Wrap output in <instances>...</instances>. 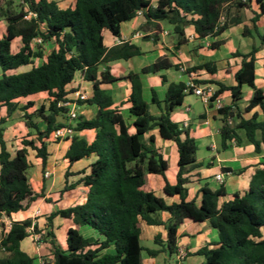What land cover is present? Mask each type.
Returning a JSON list of instances; mask_svg holds the SVG:
<instances>
[{"label":"trees","instance_id":"obj_1","mask_svg":"<svg viewBox=\"0 0 264 264\" xmlns=\"http://www.w3.org/2000/svg\"><path fill=\"white\" fill-rule=\"evenodd\" d=\"M22 1L27 11L23 6L16 11L12 8L13 1L0 0V22H7V33L0 39V226L5 227V219L10 220V228L0 240V251L5 254L0 257V264H34L35 259L21 249V242L31 234H40L41 242L50 244L53 260L48 264H143L144 253L149 258L164 254L169 262L179 254V230L186 220L206 222L218 233L215 248L205 246L194 254L204 257L203 264H264V169L253 175L246 192L236 194L227 202L221 203L226 196L223 185L214 190L207 184L200 190V202L188 200L190 174L202 165L197 163L198 147L189 126L184 128L175 123L171 115L191 93L185 92L184 83L168 84L162 101L153 92L151 105L156 106V115L151 114V105L143 98V75L160 74L177 69V65L161 57L141 73H131L125 78L131 83L128 103L134 117V133L130 132L131 127L126 124L121 110L114 107L112 98L101 88L120 80L112 75L111 62L144 54L138 46L126 42L107 49L104 30L121 38L122 24L142 14L146 20L143 29L153 27L161 33V24L171 29L175 50L188 43L189 28H193L199 47L200 42L208 39L213 41L210 49L219 50L224 41L216 39L241 22L240 12L250 8L252 0H155L156 6H152L150 0H73V7L65 10L56 0ZM257 5L259 11L252 19L255 26L264 16V0H257ZM28 11L36 16L27 19ZM235 15L238 18L233 23ZM257 34L259 46H253L247 54H234L242 58L241 68L235 75L237 85L226 87L217 83L216 95L224 91L232 95L231 105L218 110L222 146L226 148L227 142L240 145L246 140L260 153L264 149V118L259 120L257 113L250 119L243 116L257 107L264 116V91L256 84V54L264 47V30ZM17 38L21 40V47L15 50ZM36 38H41L42 43L35 44ZM50 44L53 48L45 55L46 46ZM36 59L44 61L35 66ZM29 65L32 68L28 71L14 72ZM198 70L217 72L212 62L187 72ZM78 75L92 84V97L78 104L96 107L97 113L90 120L82 116L68 119L76 121L72 127L75 132L94 130L96 137L88 143L84 138L73 136L66 159L74 164L94 155L96 160L89 173L84 172L75 185L65 186L64 191L87 187L86 202L52 213L42 230L32 219L13 221V214L26 211L44 195L37 193L30 182L28 150L36 152L45 168L49 140L57 129L66 127L59 119L67 118L68 108L58 104L75 92L68 90V86ZM162 81L167 83L165 76ZM196 83L209 82L197 80ZM243 86L253 90V97L242 111ZM41 93L48 95V106L35 108L32 101L21 104L23 99ZM2 108H5V117L1 116ZM17 111L23 113L28 133L20 140L21 148L13 153L5 139L7 127L4 125ZM41 124L45 127L43 130ZM155 130L162 139L176 145L179 170L175 185L167 181L169 165L154 147V137L149 138V144L144 140ZM239 131L244 132L243 137ZM149 175L162 176L166 183L164 193L179 197V202L169 204L154 192L144 191ZM162 212L169 214L166 221L158 217ZM57 216L74 224L68 231L66 248L54 233L53 220ZM142 222L165 228V239L155 237L157 249L141 244ZM84 226L93 229L100 239L84 238L80 233ZM110 246L114 247V254H100ZM174 264L179 263L176 260Z\"/></svg>","mask_w":264,"mask_h":264},{"label":"crops","instance_id":"obj_2","mask_svg":"<svg viewBox=\"0 0 264 264\" xmlns=\"http://www.w3.org/2000/svg\"><path fill=\"white\" fill-rule=\"evenodd\" d=\"M56 1L59 7L64 10L72 8L74 5L73 0ZM150 2L152 6H156L155 0H150ZM258 11L257 0H252L251 7L240 12L239 16L241 17V22L239 24H234L216 39L217 41H224V44L219 50L210 49L209 46L213 41L208 39L200 42L201 46L199 47V42L195 40L196 34L193 28L187 29L186 32L188 43L181 46L179 50H175L173 38L170 34L171 29L163 24H161V33H158L153 27L143 29L142 26L146 20L142 14L137 15V17L130 22L122 24L121 38H116L110 31L104 30V44L107 49H111L126 42L138 46L144 53L141 56H135L129 60L111 62L109 64L111 73L120 80L114 84H105L101 87L112 98L114 107H118L121 110L126 124L131 127L130 132L134 133V117L129 112L130 104L128 100L131 94V83L129 80L125 79L128 75L131 73H141L145 67L154 64L161 57H167L174 65H177V69L173 68L160 74H147L142 76L143 98L150 105L152 103L153 92H155L159 100L162 101L165 98L168 84H187L190 79L187 70L202 66L208 62L215 64L217 72L215 74H210L205 70L195 71L198 74L197 78L199 81L209 82L207 84L214 85L217 91L219 90L217 83L226 87H234L237 85L235 75L242 65V58L234 56V54L237 52L247 54L252 50L253 46H259L260 43L257 31L262 33L264 30V16L257 21L256 26L252 22L255 15L254 13ZM237 18L238 17L235 15L232 22L235 23ZM245 30L248 31L246 34L244 33ZM6 33L7 22L1 21L0 39H2ZM155 35H157V37L153 38ZM20 47L21 40L17 38L14 42V48L18 50ZM52 48V44L47 45L45 55ZM256 58V84L264 91V47L256 54ZM43 61L44 59H36L34 65L39 66ZM31 68L32 65H29L21 67L14 72L21 73ZM182 69H186V72ZM162 76L166 77L167 83H163ZM80 79L81 77L78 75L75 81L68 86V90L76 91L78 89L76 88L77 84L81 83L83 88L90 91L92 95V84L87 81L82 83ZM242 91L244 97L240 104V109L243 111L253 97V90L248 86H243ZM44 94L46 93L25 98L21 101V104H23V101H25L24 104L28 101L35 103V98L43 96ZM70 96L74 97V92ZM218 97L222 100L223 107L231 105L232 95L229 91H224L221 95H218ZM203 106L204 109H195L192 108L190 104H187L185 100L183 105L171 115L172 120L180 126H183L184 123H188L190 135L196 141L211 138L214 143L208 148L211 153L210 158L213 160V162L209 164V168L203 170L201 167L190 174L191 182L187 186L189 191L188 200L196 199L200 202V190L207 184L214 190L223 185L226 196L221 199V203L227 202L236 194H243L246 192L249 189L253 175L258 170L264 169V149L260 153H256L255 147L246 140L240 145H237L235 142H227L226 148H224L220 135L221 121L219 111L214 104L208 105L203 103ZM77 111L79 116L90 120L96 116L97 108L78 104ZM3 112H6L5 108L1 109V116H3ZM150 112L153 115L158 114L156 106L151 105ZM255 113L258 114L259 120L264 118L259 107L255 108L250 113H244L243 116L246 119H250ZM12 117L10 119H12ZM59 121H63L65 126L73 127L76 124L70 121L68 116L65 120L60 118ZM44 128L41 124V129L43 130ZM239 134L242 137L244 136L243 131H239ZM73 136H79L84 138L88 143H92L95 140L96 132L94 130H85L79 133L75 132ZM151 136L155 139L154 147L168 162L169 168L166 172L167 181L170 185H175L177 183V174L179 170L176 145L173 141L162 139L157 130L145 136L144 140L148 144ZM72 137L59 141H55L54 138L49 140V157L45 168L39 158L36 157L33 161L29 160L31 164L29 170L30 182L37 193H43L44 195L33 202L26 211L13 214V221L32 219L33 223L37 224L39 229L42 230L47 224V218L52 213L82 205L86 202L88 193L87 187L78 186L68 191H64V189L65 186L75 185L83 177L84 172L89 173L90 166L96 160V157L93 155L90 158L71 164L69 160L66 159V153L71 145ZM217 137L219 139V144L214 142ZM5 139L10 149L6 134ZM33 152L36 155V152ZM28 153L30 156V149ZM197 163H199V160H197ZM45 173H49L50 177L45 178ZM218 174L224 175L223 184H220L216 180ZM210 179L216 183L215 186L210 185ZM165 185L166 183L162 176L149 175L147 184L143 189L146 192H154L169 204L179 202V197H169L164 193ZM168 218L169 214L162 216L164 221ZM4 221L6 231H8L10 228V220L5 219ZM53 225L54 233L59 243L63 248H66L67 234L69 229L74 226L73 221L57 216L53 220ZM141 226V241L142 239L147 241L152 239L154 241L156 236H162L163 239L166 237V230L163 226H149L145 222H142ZM143 228H145V231ZM31 230L32 229H30L29 232ZM80 233L87 239H100L99 235L87 226L82 227ZM40 237V234H31L21 242L22 251L35 259L34 264H39L41 259L50 260L53 257L50 244L41 242ZM218 241L219 236L217 231L212 229L208 223H196L191 220H186L179 230V252L186 254V257L180 264H187L188 261L189 264H203L205 261L204 257L195 256L194 254L205 246L215 248L216 246L214 244ZM157 248L156 246V248L150 249ZM114 253V247L110 246L104 249L100 254L105 255ZM195 257H198V259L194 260ZM166 260L167 259H165V263L167 262ZM174 260L176 261V259ZM157 261V258H149L146 256L143 264H157Z\"/></svg>","mask_w":264,"mask_h":264},{"label":"rangeland","instance_id":"obj_3","mask_svg":"<svg viewBox=\"0 0 264 264\" xmlns=\"http://www.w3.org/2000/svg\"><path fill=\"white\" fill-rule=\"evenodd\" d=\"M8 1H13L14 5H13V9L18 11L20 9V6H23L24 9L27 8L26 4L23 3L22 0H3V3H6ZM5 5V4H4ZM5 7V6H4ZM2 76V69L0 67V78ZM186 103L190 104L192 106V108L195 109H204L203 106V102L200 100V98L194 96V95H188L186 97ZM23 104L25 103V101L22 102ZM35 108L40 107L41 105H49V98L46 94H44L43 96H39L35 98ZM4 111V110H3ZM32 111V109L30 110ZM6 112H3V117H5ZM76 123V121H73ZM4 127L6 128V137L9 141L10 144V150L14 153L18 148L21 147L20 144V140L22 137L26 136L28 133V129L26 128V126L24 125V118H23V113L21 111L16 112V114L13 115L12 119L8 120L7 124L4 125ZM42 127L44 128V125H42ZM217 144H219V139L218 137L215 139V141ZM197 147H198V151H197V155H196V159L199 160V163L202 164V169L206 170L209 168V164L211 162H213V160L210 158L211 153L209 152L208 148L214 144L211 138H205V139H200L196 141ZM30 156H29V160L33 161L36 158V155L34 154V152L30 149ZM222 153V151H221ZM210 181V185L211 186H215L216 183L214 181H212L211 179ZM166 198V197H165ZM163 215H168L167 213H158V217H161ZM5 223V221H4ZM5 227L0 226V240L2 239V237L4 236V234L6 233V229H4ZM145 231V228H143ZM141 244L144 247L147 248H156V245L154 244V241L152 239H150L149 241L142 239ZM158 247V246H157ZM4 252L0 251V257L4 256ZM144 258H146V254L144 253ZM165 259L166 256L164 255H159L157 257V264H174L175 260H171V261H167V263H165ZM195 259H198V257H195ZM197 261V260H196ZM183 262V260H182ZM187 264H189V261L187 262ZM198 264V263H197Z\"/></svg>","mask_w":264,"mask_h":264},{"label":"built area","instance_id":"obj_4","mask_svg":"<svg viewBox=\"0 0 264 264\" xmlns=\"http://www.w3.org/2000/svg\"><path fill=\"white\" fill-rule=\"evenodd\" d=\"M246 1V0H243ZM27 11V8H26ZM36 15L33 12L27 13V19H31L35 17ZM35 44H41L42 39L41 38H36L34 40ZM183 71L186 72V69H182ZM197 73L196 72H190L188 73L189 76V81L186 84V93H191L192 95L200 98V100L205 103V104H214L215 107L220 110L223 108V103L222 100L216 95L217 90L214 85L211 84H204V85H198L196 81L198 80L197 78ZM80 81L82 83L85 82V80L81 77ZM76 88H78L74 92V97H71L70 95L66 97L65 101L60 102L58 105L60 107L68 108V113L67 116L70 118V120H76L79 117L77 108H78V102L79 101H88L92 95L91 92L88 91L86 88H83V86L80 84H77ZM189 110V109H187ZM184 128L188 127V123H184L183 125ZM75 134V131L72 127L66 126L63 128L57 129L53 133V138L54 140H64V139H70L73 135ZM50 174L45 173V178H49ZM216 180L220 183H224V175L223 174H218L216 176ZM186 257V254H183L179 252L178 256L176 257L177 262L180 264L182 260ZM53 257L48 260V259H41L39 264H48L49 261H52Z\"/></svg>","mask_w":264,"mask_h":264}]
</instances>
